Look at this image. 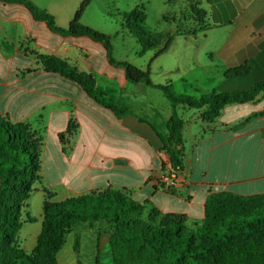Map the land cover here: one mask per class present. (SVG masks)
<instances>
[{"label": "crops", "instance_id": "obj_1", "mask_svg": "<svg viewBox=\"0 0 264 264\" xmlns=\"http://www.w3.org/2000/svg\"><path fill=\"white\" fill-rule=\"evenodd\" d=\"M30 1L67 28L76 1L83 0ZM184 2L197 11L187 28L160 33L172 36L170 46L157 56L165 41L149 55L144 52L147 62L136 67L149 69L154 84L171 85L175 93L196 99L264 81V0ZM91 4L81 23L101 31L88 18ZM130 36L135 38L129 31ZM112 45L114 59L128 61ZM42 56L91 75L96 90L124 108L122 115L99 104L80 84L48 71ZM240 69L248 73L234 76ZM207 109L173 108L162 90L131 83L123 68L109 62L102 43L55 33L25 6L0 1V114L42 138L40 175L53 198L126 190L145 205L147 215L156 210L182 216L186 228L197 233L210 193L264 194V92L252 101L226 104L213 120L205 118ZM174 110L185 122L183 185L167 192L159 182L170 168L168 150L174 145L167 124ZM21 220L16 244L31 255L42 216ZM36 222L40 226L33 228ZM70 234L74 241L66 256L65 245L58 253L57 264H115L107 225L82 224Z\"/></svg>", "mask_w": 264, "mask_h": 264}, {"label": "trees", "instance_id": "obj_2", "mask_svg": "<svg viewBox=\"0 0 264 264\" xmlns=\"http://www.w3.org/2000/svg\"><path fill=\"white\" fill-rule=\"evenodd\" d=\"M25 6L38 21L63 36H87L100 42L108 53L109 62L125 70L134 84L145 82L164 92L173 108L184 104L189 108L208 107L207 120L218 117L223 106L233 102L254 100L264 92V81L244 91L212 93L196 99L174 92L171 85L154 84L149 69L143 70L128 61L113 57L111 37L81 23L92 0H83L67 28L57 25L55 17L30 0H0ZM197 12V11H196ZM199 14L204 15L203 11ZM123 26L140 42L141 54L172 42V36L145 30L144 11L133 9L120 14ZM48 71L59 73L80 84L102 106L121 116L124 108L108 101L96 90L91 75L79 73L73 66L56 57H41ZM248 71L235 70L234 76ZM183 118L174 110L167 126L174 147L168 150L170 172L183 171ZM42 138L31 133L30 126L13 125L0 114V264H57L56 257L67 236L82 224L93 227L105 224L115 264H264V194L243 196L232 192L210 193L204 224L197 233L185 226L182 216H161L154 210L149 215L145 205L134 200L126 190L107 189L54 203L52 194L42 185ZM165 174V173H164ZM42 186L46 201L42 233L33 254L16 244L22 224V209L27 206L34 185ZM162 188L161 183L159 182ZM169 192H175L171 190Z\"/></svg>", "mask_w": 264, "mask_h": 264}, {"label": "rangeland", "instance_id": "obj_3", "mask_svg": "<svg viewBox=\"0 0 264 264\" xmlns=\"http://www.w3.org/2000/svg\"><path fill=\"white\" fill-rule=\"evenodd\" d=\"M76 2L75 8L77 9L82 1ZM91 2L88 16L90 22L95 24L101 32L108 33L112 44L116 47L118 56L126 58L133 65L142 64V61L143 63L147 62V56L141 57L139 49H142V46L132 36L128 37L129 31L123 26L121 13L130 12L133 9H137L139 12L144 11L145 30L157 34L164 33L168 28L172 32L187 28L188 18L195 16L196 13L188 7L184 0H92ZM147 51V55H149V50ZM237 148L241 149L242 147ZM28 201L27 207L22 209L21 217L28 220L30 217L38 219L42 216L43 221L46 198L41 185L38 183L34 185V190ZM52 201L54 203L61 202L59 196L53 198ZM31 226L38 228L40 222L33 223ZM73 241L74 236L69 234L62 255H67Z\"/></svg>", "mask_w": 264, "mask_h": 264}, {"label": "built area", "instance_id": "obj_4", "mask_svg": "<svg viewBox=\"0 0 264 264\" xmlns=\"http://www.w3.org/2000/svg\"><path fill=\"white\" fill-rule=\"evenodd\" d=\"M180 173L167 171L161 178L160 183L164 191L178 190L183 185Z\"/></svg>", "mask_w": 264, "mask_h": 264}]
</instances>
